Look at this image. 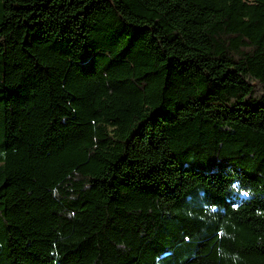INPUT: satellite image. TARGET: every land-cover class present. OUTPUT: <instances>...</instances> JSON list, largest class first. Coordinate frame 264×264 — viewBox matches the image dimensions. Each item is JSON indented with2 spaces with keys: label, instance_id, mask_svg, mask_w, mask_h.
I'll use <instances>...</instances> for the list:
<instances>
[{
  "label": "trees",
  "instance_id": "16d2710c",
  "mask_svg": "<svg viewBox=\"0 0 264 264\" xmlns=\"http://www.w3.org/2000/svg\"><path fill=\"white\" fill-rule=\"evenodd\" d=\"M0 264H264V0H0Z\"/></svg>",
  "mask_w": 264,
  "mask_h": 264
}]
</instances>
